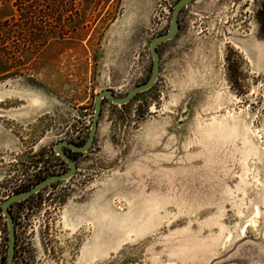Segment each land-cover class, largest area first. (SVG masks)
<instances>
[{"label": "rangeland", "instance_id": "1", "mask_svg": "<svg viewBox=\"0 0 264 264\" xmlns=\"http://www.w3.org/2000/svg\"><path fill=\"white\" fill-rule=\"evenodd\" d=\"M177 1H41L63 19L46 21L59 35L40 47L16 39V3L0 0L10 25L0 60V264L1 203L67 171L55 145L86 141L97 93L122 97L148 80L151 40L167 32ZM262 7L196 0L182 9L179 32L158 47L154 86L123 106L104 100L92 148L68 151L75 175L10 207L14 264H264Z\"/></svg>", "mask_w": 264, "mask_h": 264}, {"label": "water", "instance_id": "2", "mask_svg": "<svg viewBox=\"0 0 264 264\" xmlns=\"http://www.w3.org/2000/svg\"><path fill=\"white\" fill-rule=\"evenodd\" d=\"M195 1L196 0H178L172 10L170 25L167 32L165 34L155 36L151 40L150 54L152 58V70L148 80L143 84L136 85L125 96L122 97H118L111 89L101 90L94 96V113L91 121L90 131L86 141L82 145H76L68 140H61L55 145V152L67 164L68 170L64 173L54 174L46 177L26 190L13 193L1 203V212L7 220L8 227V248L5 264H14L16 249L15 220L10 211V207L15 203L23 202L30 197L38 194L53 183L68 180L75 175V173L77 172V162L68 154L67 150L76 154H83L88 152L92 148L96 138L104 100H108L118 106L126 105L130 101H132L138 94L146 92L154 86L160 73V55L158 52V47L161 44H164L175 38L180 28L179 16L182 9L189 6Z\"/></svg>", "mask_w": 264, "mask_h": 264}, {"label": "trees", "instance_id": "3", "mask_svg": "<svg viewBox=\"0 0 264 264\" xmlns=\"http://www.w3.org/2000/svg\"><path fill=\"white\" fill-rule=\"evenodd\" d=\"M16 4V20L20 22V29L16 32V39L23 40L25 44L32 43L42 47L48 38L55 39L59 35L56 32V28L52 27L46 28V21L52 20L56 24L60 23L63 19L61 10L48 9L44 11L38 5L39 2L44 0H13ZM30 2L31 5L28 6ZM69 11H64L63 13H68ZM9 22H0V60L7 58L10 51L7 48V43L9 42ZM22 48L18 46L16 52H20ZM123 106V105H122ZM26 201V200H25ZM24 202V201H23Z\"/></svg>", "mask_w": 264, "mask_h": 264}, {"label": "flooded vegetation", "instance_id": "4", "mask_svg": "<svg viewBox=\"0 0 264 264\" xmlns=\"http://www.w3.org/2000/svg\"><path fill=\"white\" fill-rule=\"evenodd\" d=\"M261 10L264 12V9H263V7L261 8ZM247 11H249V10H248V8H246V10H245V13H246ZM251 14H252V15H251ZM253 14H254V13H253V11H249V15H248V16H244V17H243V18H244V20H246V19H247V20H249V18H250V17H252V18H253ZM240 16H242V15H240ZM246 23H247V25H249V24H250V23H249V22H247V21H246ZM247 29H248V28H247ZM68 151H69V150H67V152H68ZM70 152H71V151H70ZM72 153H73V152H72ZM71 157H72V156H71ZM72 158H73V157H72ZM67 170H68V169H67Z\"/></svg>", "mask_w": 264, "mask_h": 264}]
</instances>
